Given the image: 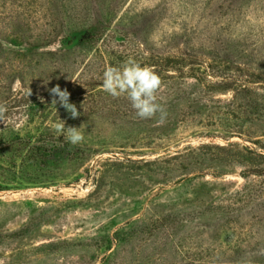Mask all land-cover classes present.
Here are the masks:
<instances>
[{
  "label": "rangeland",
  "instance_id": "obj_1",
  "mask_svg": "<svg viewBox=\"0 0 264 264\" xmlns=\"http://www.w3.org/2000/svg\"><path fill=\"white\" fill-rule=\"evenodd\" d=\"M130 58L164 121L103 90ZM0 103V264H264V0H0Z\"/></svg>",
  "mask_w": 264,
  "mask_h": 264
},
{
  "label": "clouds",
  "instance_id": "obj_2",
  "mask_svg": "<svg viewBox=\"0 0 264 264\" xmlns=\"http://www.w3.org/2000/svg\"><path fill=\"white\" fill-rule=\"evenodd\" d=\"M103 90L114 98L126 96L132 108L140 119H152L159 115L160 121L167 118V111L158 102L157 93L163 87L161 77L150 67L141 66L133 59H129L121 67H108L104 71ZM28 95H31V90ZM53 97L51 104H59L63 107L72 119L79 117L80 113L74 103L70 102V93L67 89L61 90L56 85L50 90ZM7 109L0 103V120L5 117ZM54 131L64 136L67 142L72 145L84 141V134L75 126L66 127V121L61 120L54 125Z\"/></svg>",
  "mask_w": 264,
  "mask_h": 264
},
{
  "label": "trees",
  "instance_id": "obj_3",
  "mask_svg": "<svg viewBox=\"0 0 264 264\" xmlns=\"http://www.w3.org/2000/svg\"><path fill=\"white\" fill-rule=\"evenodd\" d=\"M256 142V144L258 145V147L261 149V151L259 152V153H257L256 154V156L257 157H259L260 159H262V160H264V143L263 144H260L259 142H257L258 140H255ZM27 143H29V141H27ZM14 145V144H13ZM11 148L13 149V150H15V151H17V152H20V151H22L21 149L23 148V149H31V150H36V152L37 151H39L40 153L38 154L39 155V157L40 156H44V157H46V155H47V153L49 152V154L52 152V148L49 150L48 148H45L44 147V150H43V147H40V146H30V144H27V145H25V146H23L22 148H21V143H18V144H15L14 146H11ZM42 151V152H41ZM251 151V150H250ZM253 151H255L254 149H253ZM0 153H2V148H0ZM32 158L34 159V158H37V157H35L34 155H32L31 156V160H32ZM254 168V172L252 173L253 175H257V176H262V175H264V168H257V170H256V168L255 167H253ZM253 168H251L250 167V169L249 170H247V172L248 171H250L251 169H253ZM247 172L246 171H243V176L245 175V176H247ZM168 221V220H167ZM128 233V235H126V236H129V234L130 233H132V232H127ZM15 237H17V236H23V235H25V233H24V231L23 230H20V231H17L16 233H14L13 234ZM119 233L118 232H114V234H113V236L111 237V238H108V240L109 241H112V239H114L115 241H117V242H121V241H123L124 240V238L122 237H119ZM105 245H107L106 243H104Z\"/></svg>",
  "mask_w": 264,
  "mask_h": 264
}]
</instances>
